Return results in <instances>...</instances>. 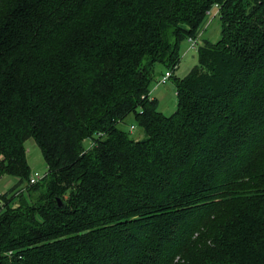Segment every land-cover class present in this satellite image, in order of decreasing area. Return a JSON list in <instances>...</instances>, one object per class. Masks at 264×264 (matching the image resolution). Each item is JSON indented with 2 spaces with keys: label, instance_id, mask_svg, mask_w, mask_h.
Listing matches in <instances>:
<instances>
[{
  "label": "trees",
  "instance_id": "obj_1",
  "mask_svg": "<svg viewBox=\"0 0 264 264\" xmlns=\"http://www.w3.org/2000/svg\"><path fill=\"white\" fill-rule=\"evenodd\" d=\"M212 6L163 113L155 64ZM4 173L0 264H264V0H0Z\"/></svg>",
  "mask_w": 264,
  "mask_h": 264
},
{
  "label": "rangeland",
  "instance_id": "obj_2",
  "mask_svg": "<svg viewBox=\"0 0 264 264\" xmlns=\"http://www.w3.org/2000/svg\"><path fill=\"white\" fill-rule=\"evenodd\" d=\"M221 21L215 6H212L206 15L205 21L199 27V35H197V45L195 48L189 46L188 37H185L180 42V59L176 68L173 69L172 75L164 83H156V76L164 73L166 70H172L161 62L155 64V74H157L149 83V90L157 98V107L163 113L169 114L174 111L177 104L176 87L174 83L175 76L182 77L197 63V48L204 46L208 41H215L220 36ZM130 123L134 127L130 130ZM119 125L130 130L131 135L139 136L140 127L135 124L132 114H129L124 121L119 122ZM26 147V156L31 168V173L34 171L44 174L47 170L46 162L42 156L39 146L36 144L33 137L29 136L24 141ZM25 181H17L16 177L8 173H4L0 177V192H14L19 186L24 185ZM25 193V191H24Z\"/></svg>",
  "mask_w": 264,
  "mask_h": 264
},
{
  "label": "built area",
  "instance_id": "obj_3",
  "mask_svg": "<svg viewBox=\"0 0 264 264\" xmlns=\"http://www.w3.org/2000/svg\"><path fill=\"white\" fill-rule=\"evenodd\" d=\"M188 41H189V46H190L191 48H195L196 45H197V43H198V41H197V36H196V37H193V36L189 37V38H188ZM171 74H172V71H171V70H166V71H165L164 73H162L161 76L158 78L157 83H158V84H159V83H163V82L165 83L166 80L171 76ZM133 127H134V124H133V123H130V125H129V129L131 130ZM42 175H43V174H40V173L37 172V171H34L33 173H30V175H29V182H30V183H33V182L37 181L39 178H41Z\"/></svg>",
  "mask_w": 264,
  "mask_h": 264
},
{
  "label": "crops",
  "instance_id": "obj_4",
  "mask_svg": "<svg viewBox=\"0 0 264 264\" xmlns=\"http://www.w3.org/2000/svg\"><path fill=\"white\" fill-rule=\"evenodd\" d=\"M149 93H150L151 96H154V95H152V92L149 91ZM154 97H155V96H154Z\"/></svg>",
  "mask_w": 264,
  "mask_h": 264
},
{
  "label": "water",
  "instance_id": "obj_5",
  "mask_svg": "<svg viewBox=\"0 0 264 264\" xmlns=\"http://www.w3.org/2000/svg\"><path fill=\"white\" fill-rule=\"evenodd\" d=\"M58 201H60V199Z\"/></svg>",
  "mask_w": 264,
  "mask_h": 264
}]
</instances>
